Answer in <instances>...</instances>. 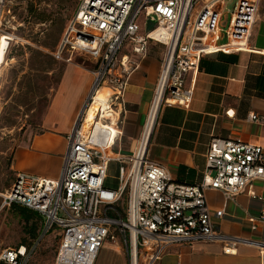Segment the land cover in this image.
I'll use <instances>...</instances> for the list:
<instances>
[{"label": "built area", "instance_id": "obj_1", "mask_svg": "<svg viewBox=\"0 0 264 264\" xmlns=\"http://www.w3.org/2000/svg\"><path fill=\"white\" fill-rule=\"evenodd\" d=\"M262 0H78L76 10L51 52L58 61L75 56L93 64L94 80L74 126L59 178H45L18 171L0 193L2 207L21 205L42 216L43 237L56 230L59 243L54 264H94L104 242L122 238L128 264H155L169 246L194 242H221L232 253L241 242L255 244L264 259V239L227 234L217 229L206 192L215 190L226 200L240 194L258 200V212L249 215L252 231L264 230V146L239 138L210 139L206 164L199 181L173 180L167 169L148 158L150 137L162 105L187 106L194 93L188 81L196 73L202 54L255 50L250 44ZM142 18L146 29L140 33ZM15 19L8 0H0V32ZM161 31L160 36L154 35ZM150 41L163 44L165 53L146 120L134 151L124 158L112 151L117 116L131 61L120 55L126 43L145 54ZM206 44L211 48L199 47ZM108 88L105 102L90 110L101 88ZM249 119L263 122L252 112ZM111 161L121 166L116 189L104 185ZM123 205V208L121 206ZM39 238V239H40ZM39 240L30 247H1L0 264H29ZM264 264V263H263Z\"/></svg>", "mask_w": 264, "mask_h": 264}, {"label": "crops", "instance_id": "obj_2", "mask_svg": "<svg viewBox=\"0 0 264 264\" xmlns=\"http://www.w3.org/2000/svg\"><path fill=\"white\" fill-rule=\"evenodd\" d=\"M250 44L254 49L264 48V0L260 4ZM211 48L204 46L205 50ZM164 53L165 46L155 41L149 42L145 54L133 52L129 43L120 52V55L128 56L132 69L127 75L121 105L114 110L117 131L112 151L124 158L134 151L144 126ZM66 63L42 119L41 131L24 137L12 151L10 169L14 175L26 171L45 178L60 176L67 147L66 136L74 126L94 80L92 69L73 61ZM188 81L194 83L191 102L187 106L162 105L150 137L148 158L164 166L173 180L193 184L201 178L212 137L239 138L264 146V55L255 50L202 54L198 71L190 73ZM99 101L97 105H100ZM252 112L263 117V122L251 121L249 115ZM89 117H92L91 110ZM112 165L117 168L118 184L112 188L116 189L120 184V168L129 163L111 161L108 171ZM108 179L107 172L104 185ZM256 189L264 193V182L258 183ZM206 197L211 211L224 212L222 218H213L217 229L231 235L264 239V230L252 231L248 221L249 215L256 214L260 208L258 200L246 194H240L235 200H226L215 190L207 191ZM39 217L38 245L43 228L42 216ZM223 246L216 241L175 244L169 246L155 264L264 263L253 243L241 242L232 253H225ZM94 264H128L127 248L122 238H108Z\"/></svg>", "mask_w": 264, "mask_h": 264}, {"label": "rangeland", "instance_id": "obj_3", "mask_svg": "<svg viewBox=\"0 0 264 264\" xmlns=\"http://www.w3.org/2000/svg\"><path fill=\"white\" fill-rule=\"evenodd\" d=\"M77 1L8 0L15 19L0 32V192L5 191L14 177L10 169L14 148L24 137L41 131L42 119L67 63L55 59V65L48 63L45 70L35 67L38 66V58L45 61L44 55L51 56L65 25L74 14ZM234 1L227 0L228 7L232 8ZM38 14H45V19H37ZM139 22L141 34L152 27V23L145 27L142 18H139ZM37 52H41L44 57H38ZM73 62L93 68V64L86 58L75 56ZM104 89H100L97 94L91 116L94 115L98 100L104 103L107 98L109 89ZM106 115L114 117L111 111ZM108 174L105 186L116 187L118 181L115 165L109 168ZM1 204L0 196L1 247L17 246L21 241L30 243L33 238L27 229L31 226H37L38 235L41 233L39 219L26 223L16 208L12 205L2 208ZM58 243L57 231L43 236L29 264H54Z\"/></svg>", "mask_w": 264, "mask_h": 264}, {"label": "trees", "instance_id": "obj_4", "mask_svg": "<svg viewBox=\"0 0 264 264\" xmlns=\"http://www.w3.org/2000/svg\"><path fill=\"white\" fill-rule=\"evenodd\" d=\"M77 3H78V1H77ZM76 7H77V5H76ZM75 10H76V8H75ZM36 18L39 19V20H44L45 19V14H38V16ZM37 55H38V57L43 56L41 52H37ZM44 56L46 57V60L45 61L47 63H45L44 60H41L40 58H38L39 59L38 60L39 61L38 62V66H36L35 69L45 70L46 67H47V65H48V63L50 65L52 64V66L55 65L54 64L55 63V61H54L55 58L52 56V54H51V56H47V55H44ZM43 63H45L46 65H44ZM12 207H14V208L17 209L19 215L23 218V220L26 223H29L30 221H33V219H39V220H41V217H39L40 215L37 212H35V211L29 210L28 208L23 207V206H17L16 204H12ZM27 231L29 232L30 236L33 239L28 244L25 243V242H23V241H21L19 245H25L27 247H30L36 241V239L38 237L37 226H31L30 228L27 229ZM19 245H17V246H19ZM139 263L140 264H143V253H140V255H139Z\"/></svg>", "mask_w": 264, "mask_h": 264}, {"label": "bare ground", "instance_id": "obj_5", "mask_svg": "<svg viewBox=\"0 0 264 264\" xmlns=\"http://www.w3.org/2000/svg\"><path fill=\"white\" fill-rule=\"evenodd\" d=\"M160 33H161V31H156V32L154 33V35L160 36ZM2 37L5 38L6 35H3ZM2 37H1V38H2ZM7 38H8V37H7ZM204 46H207V45H206V44H200V45H199V47L202 48V49H204ZM204 50H205V49H204ZM101 89H102V88H101ZM107 89H108V88H107ZM99 91H100V90H99ZM97 94H98V93H97ZM95 99H97V95H96ZM102 103H103V102H101V104H102Z\"/></svg>", "mask_w": 264, "mask_h": 264}]
</instances>
